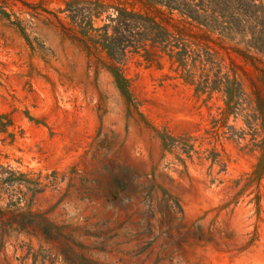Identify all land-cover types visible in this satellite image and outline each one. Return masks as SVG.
Here are the masks:
<instances>
[{
	"label": "rangeland",
	"instance_id": "1",
	"mask_svg": "<svg viewBox=\"0 0 264 264\" xmlns=\"http://www.w3.org/2000/svg\"><path fill=\"white\" fill-rule=\"evenodd\" d=\"M260 25L0 0V264H264Z\"/></svg>",
	"mask_w": 264,
	"mask_h": 264
},
{
	"label": "trees",
	"instance_id": "2",
	"mask_svg": "<svg viewBox=\"0 0 264 264\" xmlns=\"http://www.w3.org/2000/svg\"><path fill=\"white\" fill-rule=\"evenodd\" d=\"M165 6L170 11H176L191 21L217 30L230 38L235 35L244 36L251 33V38L246 43L258 49L255 39V29L260 25L256 21V12L259 6L253 0H153ZM140 16L118 12L115 23L119 27L127 28ZM257 33L264 34V26L260 25Z\"/></svg>",
	"mask_w": 264,
	"mask_h": 264
}]
</instances>
